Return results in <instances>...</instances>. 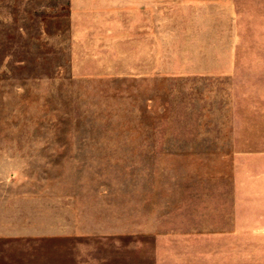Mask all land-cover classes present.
Returning a JSON list of instances; mask_svg holds the SVG:
<instances>
[{
	"label": "rangeland",
	"instance_id": "obj_1",
	"mask_svg": "<svg viewBox=\"0 0 264 264\" xmlns=\"http://www.w3.org/2000/svg\"><path fill=\"white\" fill-rule=\"evenodd\" d=\"M158 15L164 26H128V52H77L68 0H0V229L58 228L73 207L103 229L126 205L145 213L128 225L173 234L189 212L239 210L245 264H264L247 224L264 211V0L236 17L219 4Z\"/></svg>",
	"mask_w": 264,
	"mask_h": 264
},
{
	"label": "crops",
	"instance_id": "obj_2",
	"mask_svg": "<svg viewBox=\"0 0 264 264\" xmlns=\"http://www.w3.org/2000/svg\"><path fill=\"white\" fill-rule=\"evenodd\" d=\"M246 1L261 5L262 0H68L72 48L77 52H128V26H164L158 12L165 4L177 11L182 5L211 8L219 4L236 17L239 5ZM229 15L220 26L232 25ZM133 19L140 22L132 23ZM173 21L171 26H181L180 18ZM205 21L208 27L218 25L212 19ZM232 67L233 57L228 56L220 73L230 74ZM72 209L74 220L58 228L28 233L0 229V245L6 244L8 250L13 244L24 247L23 256L16 259L11 253H1L0 264H245L246 216L239 210L218 215L207 210L189 212L183 231L172 234L164 226L128 225V217L143 218L145 213L132 210L133 216L129 215L126 205L111 206L109 217L116 220L112 225L85 230L78 208ZM64 210V217H70L68 206ZM248 219L249 227L264 233V211Z\"/></svg>",
	"mask_w": 264,
	"mask_h": 264
}]
</instances>
